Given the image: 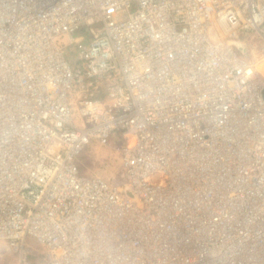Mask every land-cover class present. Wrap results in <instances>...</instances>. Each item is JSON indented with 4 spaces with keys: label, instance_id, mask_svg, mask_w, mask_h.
Instances as JSON below:
<instances>
[{
    "label": "built area",
    "instance_id": "1",
    "mask_svg": "<svg viewBox=\"0 0 264 264\" xmlns=\"http://www.w3.org/2000/svg\"><path fill=\"white\" fill-rule=\"evenodd\" d=\"M262 66L264 0H0V243L264 264ZM110 141L117 174L80 175Z\"/></svg>",
    "mask_w": 264,
    "mask_h": 264
},
{
    "label": "rangeland",
    "instance_id": "2",
    "mask_svg": "<svg viewBox=\"0 0 264 264\" xmlns=\"http://www.w3.org/2000/svg\"><path fill=\"white\" fill-rule=\"evenodd\" d=\"M243 42L250 43L252 36L248 38L239 37ZM239 55L243 58L242 54ZM82 176H99L102 178L114 177L120 167V155L113 147V141H110L109 146H95L90 143L75 159ZM125 173V170L124 172ZM125 176V174H124ZM27 251L32 264L37 263L44 255V251L29 237L27 239ZM0 264H16L15 256L10 251L6 243H0Z\"/></svg>",
    "mask_w": 264,
    "mask_h": 264
},
{
    "label": "bare ground",
    "instance_id": "3",
    "mask_svg": "<svg viewBox=\"0 0 264 264\" xmlns=\"http://www.w3.org/2000/svg\"><path fill=\"white\" fill-rule=\"evenodd\" d=\"M262 70H264V66H262Z\"/></svg>",
    "mask_w": 264,
    "mask_h": 264
}]
</instances>
